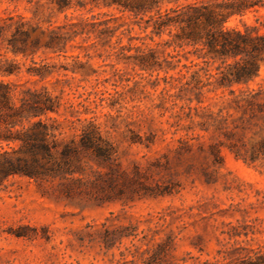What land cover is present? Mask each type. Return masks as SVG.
Segmentation results:
<instances>
[{
    "label": "rangeland",
    "instance_id": "374dc122",
    "mask_svg": "<svg viewBox=\"0 0 264 264\" xmlns=\"http://www.w3.org/2000/svg\"><path fill=\"white\" fill-rule=\"evenodd\" d=\"M82 1L84 8L60 12L46 0H0V24H11L0 41V68L11 62L19 70L0 78L47 89L65 142L96 127L112 146L105 161L82 152L52 176L3 180L0 264H145L169 239L163 259L180 264L237 243L264 248V163L249 166L230 151L226 132L239 114L195 74H203V65L191 66V47L158 46L127 13L89 11L92 5ZM258 9L229 24L264 23V0ZM92 15L124 25L104 37L109 41L91 34L62 51L47 47L50 29ZM19 21L30 34L16 42L24 50L13 52L8 39ZM149 48L162 68L144 71L136 64ZM32 66H45L44 76L28 74ZM249 87L264 93V63ZM257 138L249 131L243 136L248 145Z\"/></svg>",
    "mask_w": 264,
    "mask_h": 264
},
{
    "label": "trees",
    "instance_id": "16d2710c",
    "mask_svg": "<svg viewBox=\"0 0 264 264\" xmlns=\"http://www.w3.org/2000/svg\"><path fill=\"white\" fill-rule=\"evenodd\" d=\"M46 1L60 12L86 6L82 0ZM88 3L92 5L89 11L93 7H105L132 16L141 32L151 41L159 39L155 41L158 46L191 47L188 51L194 55L189 61L191 66L203 65V74L199 71L195 74L206 79L204 86L210 85L211 91L220 90L229 109L239 114L232 121L233 128L226 132L231 140L230 151L249 166L264 163V93L249 87L259 76L264 63V23L256 18L258 24L243 20L242 27L229 24L235 16L258 12L260 0H88ZM110 22V19L99 20L95 15H92V20L66 22L48 31L46 45L55 52L66 49L78 36L85 35L84 38L89 39L91 34H95L96 42L112 37L124 24L111 26ZM26 26L27 23L22 21L15 23L8 39L13 52L24 50L18 48L16 42L20 39L24 43L29 38ZM10 28L11 24H0V41ZM34 29L31 28L32 31ZM132 30L133 27L127 26L128 33ZM165 35L168 38L162 39ZM104 40L109 41L110 38ZM37 41L38 38L33 47ZM32 52L35 50L32 49ZM155 52L154 48H149L148 53L136 58L141 70H153L157 66L162 68ZM183 66L186 67V64ZM17 69L9 62L5 68H0V75L17 74ZM45 70V66H32L27 72L43 77ZM244 85L246 88L242 87ZM57 112L56 100L47 89H32L0 78V184L13 175L35 180L52 176L69 169L70 158L82 152H91L99 161L110 158L112 146L96 127L84 129L74 143L60 138V132H57L59 123L50 115ZM248 131L252 137L258 136L249 145L243 139ZM212 152L218 159L221 157L217 147ZM171 241L159 243L145 264H180L163 259L170 252L168 245ZM190 259L195 264H264V248L237 243L219 248L212 257L204 260ZM180 261L186 263L188 259Z\"/></svg>",
    "mask_w": 264,
    "mask_h": 264
}]
</instances>
